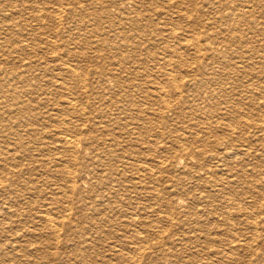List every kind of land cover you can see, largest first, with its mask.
Here are the masks:
<instances>
[{
    "label": "bare ground",
    "instance_id": "1",
    "mask_svg": "<svg viewBox=\"0 0 264 264\" xmlns=\"http://www.w3.org/2000/svg\"><path fill=\"white\" fill-rule=\"evenodd\" d=\"M101 1L162 52L0 0V264H264V38L240 51L238 26L263 31V2L220 0L197 33L181 0L165 27L154 5L174 0Z\"/></svg>",
    "mask_w": 264,
    "mask_h": 264
},
{
    "label": "rangeland",
    "instance_id": "2",
    "mask_svg": "<svg viewBox=\"0 0 264 264\" xmlns=\"http://www.w3.org/2000/svg\"><path fill=\"white\" fill-rule=\"evenodd\" d=\"M25 1V2H24ZM31 1L33 0H18V12H21V18L23 19H26L27 17L30 18V14H31V9L27 8L29 5H31ZM38 1V5L40 7H46V8H52L54 10H57L60 6V9L61 10V14L63 13V21L64 23L66 24V26H68L70 28V32L72 34V37L76 40L78 39H84L85 38H88L89 36H86L84 34L87 33V31H91L92 30V33H93V40L90 38L89 40H92L93 42L94 41H97V42H101L104 38H107L110 44V42H116L118 41V39H115L116 36H113V37H108V36H104V34H108V35H113V34H117L119 31L123 32L122 33H125V35L127 37L129 36H134L135 40H137L138 43H141V45L139 44L137 46L138 50H137V56L141 57V55H143L144 53H146L147 51H150V53H161L162 50L161 49H158V48H161V46L159 47L156 46V45H153L150 43L149 39H151L150 37V32H151V28H147V29H144V30H132V27L129 25H124V27H122V29H118V26L117 25H112V21H110L109 19H107L105 17V15L101 12H107L106 16H115L117 15L119 12H116V11H122L123 10L121 9L122 6H118L116 4H107V3H103L101 0H89L88 1V4L87 2H81L82 0H37ZM50 1V2H49ZM53 1V2H52ZM55 1V2H54ZM108 1H118V0H108ZM176 1H180V0H174V1H171V2H164V1H157L155 3L154 6L156 7H159L158 10L159 11H162L163 13H167L165 15V19H164V16L163 17H160L159 19L154 17V24H156V26H161V27H165V26H162V24H166L167 23H170V22H176L178 23V20H177V15L175 14L178 10L176 9L177 7V3L175 4ZM185 1V2H184ZM189 1V2H188ZM262 4H264V0H260ZM30 2V3H29ZM46 2V3H45ZM78 2V3H77ZM163 2V3H162ZM184 2V3H182ZM50 3V5L48 4ZM60 3V4H59ZM96 3V4H94ZM140 3H144V1H141ZM188 3V4H187ZM28 4V5H27ZM43 6H42V5ZM54 4V5H53ZM57 4V5H56ZM62 4V5H61ZM160 4V5H159ZM180 4V8L179 10L183 9L182 7H184L185 5L186 6H189V10H193L194 7H197V11H191L189 12V14L187 13L186 17H189V18H192L190 21H192V25H190L192 28L196 27V31L197 33H199L200 31L203 30L202 26L201 25H198L197 26V22L200 24V23H208V22H211V21H215L216 22V26L219 25V21H220V14L221 16L223 17L224 15V7L222 6V4L220 3V0H181V2L179 3ZM205 4V6L203 5ZM216 4V6H215ZM46 5V6H44ZM49 5V7H48ZM56 5V6H55ZM84 5H88V6H84ZM199 5V6H198ZM52 6V7H51ZM55 6V7H54ZM90 6V7H89ZM97 6V7H96ZM143 6V7H142ZM185 6V7H186ZM209 6V7H208ZM220 6V7H219ZM58 7V8H56ZM69 7V8H68ZM84 7V8H83ZM140 8L139 11H140V14H139V17L137 19V22H140V23H143L145 24V20H141L140 21V18L142 19V16H148V15H151L150 12H148L146 10V7L147 5L145 4H140L139 5ZM161 7V8H160ZM21 8V9H20ZM23 8V10H22ZM68 8V9H67ZM143 8V10H142ZM144 8H145V11H144ZM28 11H27V10ZM70 9V10H69ZM83 9V10H82ZM162 9V10H161ZM210 11L209 12H205V11ZM213 9V10H212ZM21 10V11H20ZM30 10V12H29ZM103 10V11H102ZM165 10V11H164ZM23 11V12H22ZM69 11V12H68ZM73 11V12H72ZM89 11V12H88ZM168 11V12H167ZM67 12V13H66ZM71 12V13H70ZM92 12V13H91ZM145 12V13H143ZM202 12V13H201ZM227 12V11H226ZM198 13L200 14H206L207 16L205 18H197L198 16ZM26 14H27V17H26ZM79 14V15H78ZM173 14V15H172ZM70 15V16H69ZM256 15V14H255ZM168 16V17H167ZM74 17V18H73ZM132 18H135V15L133 16V14L131 15ZM176 17V19H174ZM78 18V19H77ZM117 18H119L117 16ZM65 19V20H64ZM67 19V20H66ZM85 19V20H84ZM174 19V20H173ZM121 23H126V21L124 19H119ZM166 20V21H165ZM217 20V21H216ZM92 21V22H91ZM117 21V20H116ZM181 21V20H180ZM26 21H22L21 22V25H24ZM111 22V23H110ZM72 23V24H71ZM172 23V24H173ZM33 25H36L35 22H32ZM45 24H50L52 25V23L46 21ZM83 24V25H82ZM86 24V25H85ZM90 24V26H89ZM161 24V25H160ZM86 27L87 29H83L82 27ZM111 26H114V27H111ZM240 28V31H241V34L243 35V42L246 43V45H239V48H240V51H246L247 47H258V44H261L260 40H262L264 38V30L263 31H260L259 29H257V27L255 26L254 28L252 29H249L247 30V27L248 25H238ZM84 27V28H85ZM110 27V28H109ZM170 26H166V28H168ZM90 28V29H89ZM129 28V29H128ZM80 29V30H79ZM96 29V30H95ZM151 29V30H150ZM79 30V31H78ZM85 30V31H84ZM128 30V31H127ZM76 31V32H75ZM78 31V32H77ZM142 31V32H141ZM199 31V32H198ZM204 31V30H203ZM208 33H211L213 31V29L211 27H209V29H207ZM80 32V33H79ZM82 32V34H81ZM146 32V33H145ZM245 32V34H244ZM249 32V33H248ZM133 35H132V34ZM248 33V34H247ZM95 34V35H94ZM145 35V36H144ZM224 35L226 36L227 34L224 33ZM250 35V36H249ZM99 36V37H98ZM147 36V37H146ZM250 38H249V37ZM79 37V38H78ZM138 37V38H136ZM247 37V38H245ZM258 37V38H257ZM111 38V39H110ZM143 38V39H141ZM97 39V40H96ZM115 39V40H114ZM201 41H204V38H200ZM85 40V39H84ZM83 41V40H82ZM146 41H149V43H146ZM259 41V42H258ZM88 42V40H87ZM119 42V41H118ZM171 44V42H169ZM250 44V45H248ZM253 44V45H252ZM129 48V46H127ZM153 48V49H152ZM120 49H125L124 47H120ZM147 49V50H146ZM145 50V51H144ZM161 51V52H159ZM85 52H90L88 48L85 49ZM119 51L116 50V52L112 49H110V47H106V49L103 47H99L98 48V52L96 55H99L101 57V59H91L92 61H95L97 62L98 61V64L99 63H103V61L106 63V64H109V63H121V62H125L124 58L121 57L120 55H118ZM113 53V54H112ZM139 53V54H138ZM115 54V55H114ZM41 56V55H40ZM115 56V57H114ZM117 56V57H116ZM137 57V58H138ZM139 57V58H140ZM19 60L23 61V62H19L18 61V66L20 63H26L28 62V60H31L33 61L28 53V56L27 57H23V54H21L19 57ZM28 58V59H27ZM30 58V59H29ZM143 58V56L141 57ZM27 59V60H26ZM25 60V61H24ZM110 61V62H109ZM112 61V62H111ZM94 65V64H92ZM155 68V67H153ZM152 68V70H153ZM109 69H111L110 66H105V71L103 73H110ZM159 68L156 67V70H158ZM112 71V70H111ZM155 71V70H154ZM159 71V70H158ZM124 77L127 79L126 75L124 74ZM93 82L96 84V82H100L99 80H93L91 81L90 78H88V82ZM100 85V83H99ZM98 85V86H99ZM177 233V232H176Z\"/></svg>",
    "mask_w": 264,
    "mask_h": 264
}]
</instances>
